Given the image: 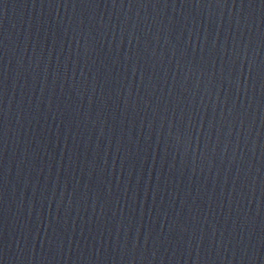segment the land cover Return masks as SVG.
I'll list each match as a JSON object with an SVG mask.
<instances>
[{"label":"water","instance_id":"95a60500","mask_svg":"<svg viewBox=\"0 0 264 264\" xmlns=\"http://www.w3.org/2000/svg\"><path fill=\"white\" fill-rule=\"evenodd\" d=\"M0 264H264V0H0Z\"/></svg>","mask_w":264,"mask_h":264}]
</instances>
